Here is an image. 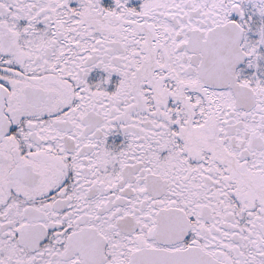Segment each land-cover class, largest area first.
<instances>
[{"label":"snow or ice","instance_id":"obj_1","mask_svg":"<svg viewBox=\"0 0 264 264\" xmlns=\"http://www.w3.org/2000/svg\"><path fill=\"white\" fill-rule=\"evenodd\" d=\"M0 264H264V0H0Z\"/></svg>","mask_w":264,"mask_h":264}]
</instances>
